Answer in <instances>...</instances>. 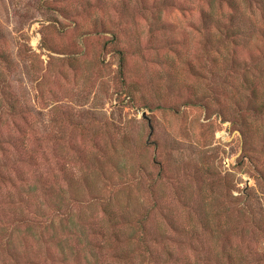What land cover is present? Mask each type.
Returning <instances> with one entry per match:
<instances>
[{"label":"rangeland","instance_id":"obj_1","mask_svg":"<svg viewBox=\"0 0 264 264\" xmlns=\"http://www.w3.org/2000/svg\"><path fill=\"white\" fill-rule=\"evenodd\" d=\"M232 10L0 0V264H264V43Z\"/></svg>","mask_w":264,"mask_h":264},{"label":"trees","instance_id":"obj_2","mask_svg":"<svg viewBox=\"0 0 264 264\" xmlns=\"http://www.w3.org/2000/svg\"><path fill=\"white\" fill-rule=\"evenodd\" d=\"M227 2H229L230 7L233 9L232 11L235 12V13H233V12L230 13L228 15V19H227L228 25L230 26L228 28L230 31L233 32V35L231 36V38H233V36L235 38H238V39L242 38V39H244V42L255 38L257 40L260 39L264 43V24L262 26H257L252 21V19H250V17H248L246 14H244L243 12H238V10H240V8H239V5L236 4L234 0H227ZM254 2L261 6V8H260L261 9V17L264 21V0H254ZM226 36H227V32H226ZM248 53L250 54V56L253 55L251 50H249ZM257 53H261L262 56L264 57V50H261V48L259 49V52H257ZM258 58H260V57H258ZM253 68L254 69L257 68V71L260 73V75H263L264 68H262L260 65H258V67H257V65L254 64ZM256 87H258V85H256ZM145 221L146 220H144V219L139 221L140 227L144 226ZM147 256L150 259L151 253L147 252Z\"/></svg>","mask_w":264,"mask_h":264}]
</instances>
